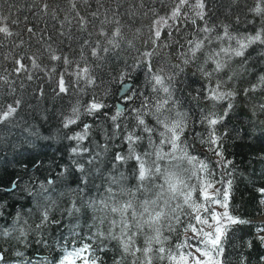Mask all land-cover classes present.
<instances>
[{
    "label": "trees",
    "instance_id": "obj_1",
    "mask_svg": "<svg viewBox=\"0 0 264 264\" xmlns=\"http://www.w3.org/2000/svg\"><path fill=\"white\" fill-rule=\"evenodd\" d=\"M194 2L195 0H192V3ZM44 3H48L50 9L57 10V19L54 20L50 15L41 11ZM144 3L145 6L140 8L139 0H136L137 13L134 19H130L125 14V9L129 7L126 0L119 9L120 25L114 22L117 17H113L111 12L106 15L112 22L103 25L99 21L96 22V29L103 26L109 33L115 27L120 26L123 39L121 48L118 50L119 57H110L103 70L95 73V87H88L83 92L77 90L73 93L70 90L68 95L56 97L53 91L56 88V81L50 79L46 71L29 68V71L34 74L32 81L26 79L27 73L19 77L15 74L10 76V79L15 81L13 85L16 89L15 94H12L7 86L0 88V111H3L8 104L14 103L16 99H22L16 117L0 124V229L13 226L17 215L20 217L21 224L27 221V224L31 226L25 242L9 238L0 239V251L7 249V264H55V261L64 255L66 246L68 250H71L74 240L76 246L88 242L95 248L99 241L88 239L96 229L92 227L94 214L86 207L87 201L90 198L99 199L101 194H104L109 175L118 177L119 173L123 172L126 177L123 183L128 188L134 189L138 184L133 174L137 167L136 162L131 160L114 169L112 167L114 157L118 152L127 154L128 145L124 142L126 131L135 130L137 135L147 136L136 127L137 121L133 109L141 110L148 126L157 127L154 117L142 105L145 103V98L150 105L154 104L153 97L162 95V93H153L145 69L143 67L133 68L132 65L141 53L153 47L151 43L145 44V41L153 35L150 31L153 28V21L169 15L175 6L173 0H144ZM206 3L212 9L208 13L209 24L216 26L212 33L213 37L217 33H222L219 27L221 23L229 24L230 32L237 36L255 34L257 30L264 27V15H257L250 11L258 5L264 8V0H235V2L234 0H206ZM96 8L95 0H89V4H84L83 0H77V9L81 15H87ZM115 8L116 0H106L104 8L100 9V19L105 18V9ZM150 9L154 10L155 15ZM68 11V0H0V16L8 18L4 23L14 33H20L19 36L14 35L11 38H4L0 35V40H3L0 46V74H6L5 69L11 72V69L15 67L12 59H4L9 54L18 58L21 55L37 53L41 67L50 71L54 63L59 64V62L48 59V53L45 51L48 44L53 49L62 48L74 59L78 58L79 52H70L68 41L59 35L60 21L68 14ZM182 11L188 12L189 15L192 14L189 6H185ZM145 12H147L146 16ZM24 17H28V20L25 21ZM13 20L20 22L13 24ZM168 23L176 24L180 31L172 28V35L169 36L170 29L162 28L160 39L157 41L158 54L153 56L152 66L154 70L163 67L167 72H171V66L180 63L178 53L183 49L179 44H184L186 48V41L197 39V35L194 34V26L191 23L171 20ZM197 25L202 27L203 22L197 20ZM28 27H34L37 35L29 34ZM72 30L74 35H80L75 27ZM199 35L203 36L202 33ZM48 36L52 39L48 40ZM37 37L43 39L38 43ZM20 40H23L24 44L16 47ZM129 41L132 42V47H129ZM175 41H179V44ZM164 45L168 46L164 47ZM72 47L77 48L78 46L73 43ZM218 48L219 42L215 40L211 45L206 44L205 49L197 54L196 61L184 66L183 71L176 75L174 92V98L179 101L177 110L187 113V127L181 136L183 143L180 146L186 148L190 156L207 163L214 171V175L208 177L206 173L201 172L198 180L195 173L200 165L196 161L192 164H189L186 159L179 161L180 167L176 168V161L165 158L158 161L164 175L154 180L155 185H164V188L156 187L146 193H137L138 203L144 199H156L157 192H163L158 201L160 207L156 210L162 209L166 215L161 218L158 226L161 230V238L167 237L165 246L174 248L186 237H192L193 233L190 230L185 231L183 225H177L172 219L171 208L163 205V200L171 196L166 183L167 172H177L182 179L194 187L211 180L213 188L210 193L220 189V199L223 200V192L226 190L228 192L226 210L231 215L248 221L245 224L234 225L228 231L224 246V264H240L241 257L246 258V264H261L260 258L264 257V244L260 242L258 236H264V231H259L264 228L262 221L264 193L260 191L264 189V112L259 110V105L264 104V91L249 93L245 96L243 90L256 84L259 77L264 75V56L260 55L264 52V45L251 46L245 52V57L234 58L230 70L220 74L226 80L232 72L237 73V78L228 82L227 87L235 88L238 95L232 101L234 107L230 114L222 124L216 126V135L220 137V140L217 145H213L222 152L225 161L231 162L227 166L217 164L221 158L214 155L209 150V145L201 139L202 137L204 140L208 138V126L201 123V109L207 111L211 103L203 100L207 80L197 69L204 66L210 71L214 65L210 62L205 64V59L210 51ZM245 59L247 62L243 63ZM24 63L30 64L27 59ZM63 68L64 66L59 64L56 67V73L62 72ZM122 71L130 73L127 83L131 84L135 95L124 105L125 111L116 121L120 125L117 129L111 116L115 114L114 105L118 102L119 85L110 84L109 81L112 76H118ZM65 79L71 81L73 77L66 76ZM21 83L24 85L23 88L20 86ZM40 88H43V97L39 96ZM108 88L111 91L106 95ZM197 96L199 100L195 99ZM93 97L107 104L108 107L95 115H87L83 109ZM77 101L81 108L80 119L69 128H64L63 120L71 115L72 107ZM226 106L227 102H222L217 110L222 111ZM254 110L255 115H253ZM85 124L90 126V130L88 137L81 141V147L87 148L88 152L73 155L71 149L76 146V141L68 137L82 132ZM153 139L157 144L159 143L158 135H154ZM145 151H151L147 139L136 145L137 154ZM164 151L171 152L170 145H165ZM98 152L102 153L100 160L95 165H90L88 160ZM177 155H180L179 151ZM146 160L151 163L149 158ZM73 161L84 165L83 174L77 170ZM84 176L87 177L86 185L82 183ZM49 180L53 181L51 185L47 183ZM13 181H18L17 187L15 190H10ZM41 184L45 185L46 191H41ZM30 192L33 194L41 192V195H32ZM199 195V188H196L193 191L192 200L202 204L203 201L199 199ZM44 197L51 199L45 200ZM121 199H128V197L123 196ZM51 201H55V207L52 208L50 218L59 223L49 224L46 228L36 231L35 226L40 222V210L44 206H49ZM73 201L81 211L70 216L67 209L71 207ZM169 203L173 206L180 203L187 208L182 196L170 200ZM38 205L41 209H38ZM208 207L217 213L225 211L224 208L215 204L208 205ZM181 219L184 224L189 223L190 220L184 215H181ZM169 223L176 229L171 233L168 231ZM191 223L195 224L196 221L191 220ZM209 223L212 221L209 220ZM145 233L154 234L146 226ZM15 235L18 233H13V236ZM144 240L145 236H138L137 245L143 246ZM38 241H43V243ZM249 242H251V247L248 246ZM188 243L194 244L195 241L189 240ZM103 246L106 250L98 251L97 254L101 257L103 264H113L114 257L119 256L117 243L104 240ZM158 246L154 245V247ZM16 252H21L23 255L17 256ZM155 264H166V262H155Z\"/></svg>",
    "mask_w": 264,
    "mask_h": 264
},
{
    "label": "snow or ice",
    "instance_id": "obj_2",
    "mask_svg": "<svg viewBox=\"0 0 264 264\" xmlns=\"http://www.w3.org/2000/svg\"><path fill=\"white\" fill-rule=\"evenodd\" d=\"M106 0H95L97 8L95 11L89 12L87 15H81L77 9V0H68L69 11L64 16L63 20L60 21L61 30L59 35L66 38L68 41V47L70 52H79V57L74 59L69 53H65L63 49H53L50 44L47 45L45 51L48 53V59L53 62H59L64 66L63 71L56 73V67L59 64L54 63L53 68L49 71L46 68H42L39 63V56L37 53L31 55H21L18 58L12 57L11 54L4 57V59H12L15 67L8 72L5 69L6 74H0V88L7 86L12 94H15L16 89L13 87L15 81L10 79V76L15 74L17 77L24 73H27L26 79L32 81L34 79L32 70L46 71L50 79L56 81V88L53 90L56 97L62 95H68L70 90L74 93L75 91L83 92L88 87L96 86V75L103 70L104 65L108 62L109 58H118L119 51L121 48V40L123 34L121 27H115L111 33L106 31L103 26L96 29V22L99 21L101 25L110 23L107 18V13L111 12L113 17H117L114 22L120 25L118 19L119 9L126 2V0H116L115 9H105V18L100 19L101 11L104 8ZM129 7L125 9V14L130 19H134L137 13L136 0H127ZM174 7L171 13L165 17H159L153 21V28L150 29L153 35L145 44L151 43L153 46L151 50L144 51L136 58L135 63L132 65L133 68L143 67L145 74L148 78V83L151 86L153 93L157 95L153 97L155 100L154 104H149L147 98L145 103L142 105L143 108L149 110V113L154 117L157 127H150L146 124L143 118V113L140 109H133L135 113V120L137 121L136 127L141 129L145 135H137L135 130L126 131L124 136V142L128 145L127 154L116 153L112 167L114 169L121 165L127 164L128 161L134 160L136 162V170L134 175L138 180V184L135 188H128L123 181L126 177L123 172L119 173V176L109 175L107 187L104 189V194H101L99 199L90 198L87 201L86 207L91 209L93 212V224L96 230L91 233L88 239H95L99 241L95 248L91 243L83 242L79 246H76V241H73L71 250H68L67 246L64 249V255L61 256L55 264H103L101 257L97 254L98 251L106 250L103 246V241H115L119 248V256L114 257L113 264H155V262H166V264H224L223 255L225 251V242L228 238V231L234 225L245 224L248 221L240 219L231 215L226 209L228 208V192H223V200L220 199V189H216L215 192L210 193L213 188V182L208 180L203 184H197L195 187L187 183L182 179L177 172H167L166 183L168 185V192L171 193L168 199L163 200V205L170 207L172 212V219H174L177 225H183L184 230H190L193 235L192 237H186L184 241L178 243L173 248L172 246H165L167 237L161 238V230L158 226L161 218L166 214L161 209L158 201L163 195L162 191L157 192L156 199H144L138 203L137 193L149 192L152 188L158 187L163 189L164 185H155L154 180L160 175H164L161 170V166L158 161L168 158L170 161H176V168L180 167L179 161L187 160L189 164L196 161L200 165L196 169V177L199 180V174L201 172L206 173L208 177L214 175V171L209 168V165L203 161L198 160L196 157L190 156L186 148L181 147L183 143L181 136L183 135L187 127V113L177 110L179 101L174 98L175 92V79L179 72L183 71V67L193 63L197 59V54L202 52L206 44L211 45L213 41L219 42V48L213 49L209 52L205 59V64L209 62L214 67L209 71L204 66L197 69L198 72L207 80V84L204 89L203 100L209 101L211 107L207 111L201 109L202 119L201 123L208 126V138L202 142L209 145V150L214 155L219 156L221 159L217 161L218 165L227 166L230 161L223 159L222 152L213 147L217 145L220 137L216 135V126L222 124L225 118L232 111L234 104L233 100L238 95L235 88H228L227 84L230 81H234L237 78V73L232 72L227 76V79L221 77V73H225L230 70L231 62L236 57H245V52L253 45H264V27L260 28L255 34L248 35H234L230 32V25L221 23L219 27L222 29V33H217L213 37L212 33L215 31L214 25L209 24L210 17L208 13L212 11L208 7L206 0H173ZM235 2V0H234ZM84 4H89V0H83ZM145 6L144 0H139V7ZM185 6L191 8L192 14L183 12ZM207 9V10H206ZM42 12L51 16L52 19H57L58 13L56 9H50L48 3H44L41 9ZM153 14L155 15L154 10ZM257 15H264V8L259 5L253 9H250ZM147 15V12L144 13ZM207 18V19H206ZM8 18L0 16V35L4 38H11L14 35L19 36L20 33H14L10 27L4 23ZM27 21L28 17H24ZM181 21L183 23H191L194 26V34L197 35V39L186 41L187 47L184 44H179V41L175 43L179 44L183 51L178 53V59L180 63L172 65V71L167 72L165 68L159 67L155 70L152 66V58L157 53V41L160 39L161 30L163 27H168L170 30L168 35L171 36L172 28H176V31H180L176 24H169L168 21ZM197 20L203 22V26L197 25ZM239 18L237 17V22ZM20 21L13 20V24H17ZM73 27L76 32L80 35L76 36L73 33ZM139 31V30H137ZM27 32L33 36L37 33L34 27H28ZM203 34L200 36L199 34ZM43 38L37 37L39 43ZM48 40L52 37L48 36ZM63 43V41H61ZM75 43L78 47L73 48L72 45ZM3 40H0V46H2ZM24 44L23 40L16 47H20ZM129 47H132V42H128ZM168 45H164L167 47ZM264 56V52L260 53ZM27 59L30 64L24 63ZM245 59L243 63H246ZM66 76H71L73 79L68 81L65 79ZM215 77V79H214ZM130 79V73L122 71L118 76H112L110 78V84H118L119 89L117 92L118 102L115 107V114L111 116L115 127L120 128V125L116 123L119 117L125 111L124 105L127 101L133 99L135 93L133 87L127 83ZM82 85V87H80ZM21 88L24 87L21 83ZM111 89H106V95L110 94ZM244 95L248 96L249 93H255L257 91H264V75H261L256 84L251 85L249 88H245ZM132 93V95H129ZM43 88L39 89V96L43 97ZM195 99L199 100V96ZM222 102H227V106L222 110L218 111V105ZM22 99H16L14 103L8 104L3 111H0V124H4L16 117V114L20 110ZM108 107L107 104L97 101L95 97L84 107L83 111L87 115H95L101 112L102 109ZM259 110L264 112V104L259 105ZM255 115V110L253 111ZM81 116L80 103L77 101L76 105L72 107L71 115L65 117L63 120V127L69 128L72 124H75ZM90 126L85 124L83 131L75 133L69 136L68 139L75 140L76 146L71 149L73 155H81L88 152L87 148L81 147V141L85 140L89 135ZM159 136V143L157 144L153 136ZM147 139V142L151 148V151H145L142 154H137L136 145ZM170 145L171 152H165L164 146ZM179 151L180 155H177ZM102 153H96L91 156L88 160L90 165H95L101 158ZM154 157V159H153ZM149 158L151 163L146 160ZM76 164V168L82 174L85 172L84 165L73 161ZM99 171V169H97ZM18 181H13L12 188L15 190ZM48 185L53 183L49 180ZM83 184H87V177L84 176L82 179ZM231 182L229 181V184ZM116 187H113V186ZM199 188V199L203 201L202 204L192 200L193 191ZM41 191H46L45 185H40ZM83 191V189H80ZM264 193V189L260 190ZM32 195L39 196L41 192L31 193ZM127 196L128 199L122 200L121 197ZM178 196L183 197V203L187 206L185 208L180 203H176L174 206L169 203L170 200L177 199ZM45 200H50V197H44ZM218 205L224 208L225 211L217 213L214 209L208 207V205ZM41 209V206H37ZM55 207V201H51L49 206L42 207L40 210V222L35 226V230L39 231L46 228L49 224H58L59 221L52 220L50 213L52 208ZM151 208V211H150ZM81 209L75 203L72 202L70 208L67 209L68 214L71 216L75 213L80 212ZM181 215L190 218L189 223L184 224L181 219ZM146 217V218H145ZM191 220H195L196 223H191ZM209 220L212 223H209ZM107 225V227H105ZM145 226L150 229L154 234H146ZM206 226V227H202ZM31 230V226L24 221L23 224L20 222V217L17 215L16 221L13 226L7 229H0V239L9 238L15 239L19 242H25L28 232ZM175 227L171 223L168 225V231L171 233L175 231ZM264 231V228L259 229ZM13 233L18 235L13 236ZM73 234H75L73 230ZM145 236L143 246L137 245V237ZM258 239L264 244V236H258ZM189 240H194V244H189ZM43 243V241H38ZM154 245H159L154 247ZM251 247V242H249ZM183 249V250H182ZM6 251L4 249L0 251V264H7ZM17 256H22L21 252H16ZM261 264H264V257L260 258ZM240 264H246V258L241 257Z\"/></svg>",
    "mask_w": 264,
    "mask_h": 264
},
{
    "label": "rangeland",
    "instance_id": "obj_3",
    "mask_svg": "<svg viewBox=\"0 0 264 264\" xmlns=\"http://www.w3.org/2000/svg\"><path fill=\"white\" fill-rule=\"evenodd\" d=\"M262 221L264 222V218L262 219ZM79 264V263H78Z\"/></svg>",
    "mask_w": 264,
    "mask_h": 264
},
{
    "label": "water",
    "instance_id": "obj_4",
    "mask_svg": "<svg viewBox=\"0 0 264 264\" xmlns=\"http://www.w3.org/2000/svg\"><path fill=\"white\" fill-rule=\"evenodd\" d=\"M129 85H131V84H129Z\"/></svg>",
    "mask_w": 264,
    "mask_h": 264
}]
</instances>
